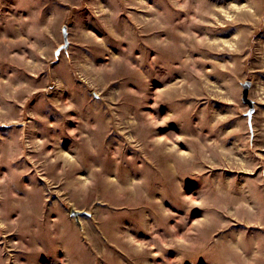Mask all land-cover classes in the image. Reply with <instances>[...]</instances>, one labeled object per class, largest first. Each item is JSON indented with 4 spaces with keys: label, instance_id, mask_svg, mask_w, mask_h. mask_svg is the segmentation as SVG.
<instances>
[{
    "label": "rangeland",
    "instance_id": "obj_1",
    "mask_svg": "<svg viewBox=\"0 0 264 264\" xmlns=\"http://www.w3.org/2000/svg\"><path fill=\"white\" fill-rule=\"evenodd\" d=\"M0 264H264V0H0Z\"/></svg>",
    "mask_w": 264,
    "mask_h": 264
},
{
    "label": "water",
    "instance_id": "obj_2",
    "mask_svg": "<svg viewBox=\"0 0 264 264\" xmlns=\"http://www.w3.org/2000/svg\"><path fill=\"white\" fill-rule=\"evenodd\" d=\"M63 33H64V44H62L61 46H59V47L57 48L56 52H55V55H56V58H57V59H58V57H59L61 51H62L63 49H66V50H67L68 47H69V45H70V41H69V39H68V29H67V25H64V26H63ZM249 86H250V83L248 82V83L245 84V88H244V99H245L246 101H250V100H248V97H247V96H248V89H249ZM250 102H251V101H250ZM85 213H87V212H86V211L75 210V209L72 210V214L75 215L77 221H80V220H79V216H80L81 214H85Z\"/></svg>",
    "mask_w": 264,
    "mask_h": 264
}]
</instances>
